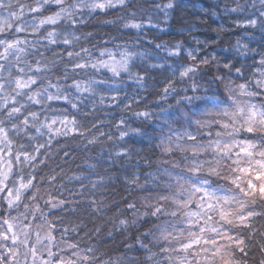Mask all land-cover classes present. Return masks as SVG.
<instances>
[{
	"label": "clouds",
	"instance_id": "1",
	"mask_svg": "<svg viewBox=\"0 0 264 264\" xmlns=\"http://www.w3.org/2000/svg\"><path fill=\"white\" fill-rule=\"evenodd\" d=\"M0 264H264V0H0Z\"/></svg>",
	"mask_w": 264,
	"mask_h": 264
}]
</instances>
